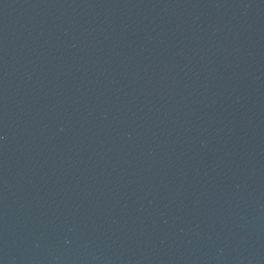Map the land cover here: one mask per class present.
I'll use <instances>...</instances> for the list:
<instances>
[{
  "label": "water",
  "instance_id": "obj_1",
  "mask_svg": "<svg viewBox=\"0 0 264 264\" xmlns=\"http://www.w3.org/2000/svg\"><path fill=\"white\" fill-rule=\"evenodd\" d=\"M0 264H264V0H0Z\"/></svg>",
  "mask_w": 264,
  "mask_h": 264
}]
</instances>
